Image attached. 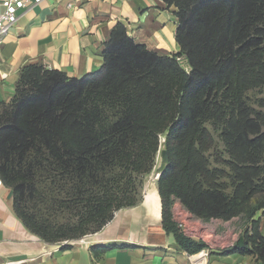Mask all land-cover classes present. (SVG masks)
<instances>
[{
  "label": "trees",
  "instance_id": "trees-1",
  "mask_svg": "<svg viewBox=\"0 0 264 264\" xmlns=\"http://www.w3.org/2000/svg\"><path fill=\"white\" fill-rule=\"evenodd\" d=\"M164 1L177 8V54L136 43L118 22L98 71L20 70L13 98L0 102V178L28 230L51 243L72 240L141 201L166 134L158 177L165 231L190 254L207 247L178 227L175 200L205 221L240 217L243 233L221 254L264 264L256 218L264 210V112L248 97L264 87V0ZM210 128L225 146L227 172L211 167Z\"/></svg>",
  "mask_w": 264,
  "mask_h": 264
},
{
  "label": "crops",
  "instance_id": "crops-1",
  "mask_svg": "<svg viewBox=\"0 0 264 264\" xmlns=\"http://www.w3.org/2000/svg\"><path fill=\"white\" fill-rule=\"evenodd\" d=\"M176 10L164 0H42L30 5L0 43V102L11 101L20 70L31 63L77 78L100 70L105 43L118 22L149 50L179 53ZM161 210L154 190L116 211L101 230L51 243L26 228L15 212L13 190L3 184L0 264H196L198 253L183 250L163 228ZM256 218L264 234V210ZM201 257L204 264H262L240 253L211 251Z\"/></svg>",
  "mask_w": 264,
  "mask_h": 264
},
{
  "label": "built area",
  "instance_id": "built-area-1",
  "mask_svg": "<svg viewBox=\"0 0 264 264\" xmlns=\"http://www.w3.org/2000/svg\"><path fill=\"white\" fill-rule=\"evenodd\" d=\"M41 1L42 0H0V43L3 37L10 31L11 27L18 21L23 11H25V9H27L30 5L38 4ZM2 185L3 181L0 178V187ZM172 212L174 220L185 235L206 243L207 247L201 250L198 255H204V258L207 257L210 252L209 250L213 247L209 245L212 241H210V243L208 242L206 234L214 238L213 242L215 244L220 241L223 242V234L220 232L219 228L221 226H226L229 222L224 225L220 219L205 221L203 219L193 217V215L184 208L179 200H175ZM231 221H233V234L225 245H221L224 249L234 246L235 242L238 240L246 227L240 217H235L231 219ZM201 256L199 257V261H195L197 262L196 264H204Z\"/></svg>",
  "mask_w": 264,
  "mask_h": 264
},
{
  "label": "rangeland",
  "instance_id": "rangeland-1",
  "mask_svg": "<svg viewBox=\"0 0 264 264\" xmlns=\"http://www.w3.org/2000/svg\"><path fill=\"white\" fill-rule=\"evenodd\" d=\"M181 63L183 65V67L185 69L189 68V65L187 63V60L185 58H182ZM248 97H249V101L251 103V105L258 111L264 112V87L262 88H257V89H253L251 91H249L248 93ZM212 131V134L214 136V146L213 149L211 151H209L208 155H209V159H210V163H211V167H217V168H221L224 169L226 172L228 171L227 166L223 163V160H227L228 156L226 154L225 151V146L223 144V141L221 140V138L219 137V133L215 132V130H213L212 128H210ZM165 145H166V134L162 135L161 137V149L157 155V160H156V166L154 168V170L147 175L146 179H145V185L143 187L142 190V195H147V193H151L152 195L154 194V190L157 192L158 191V177L160 176V173L162 172V170L164 169V167L167 164V155H166V151L163 152V150H165ZM159 168V169H157ZM45 173L47 174V172L45 171ZM157 177V178H156ZM156 178V180L154 181L153 179ZM222 181L224 183H229V177H224L222 179ZM148 183V184H147ZM41 185H44V189L46 191H48L49 189V185L46 184V182H42ZM145 186H146V192H145ZM51 196H53V193L51 194ZM50 196V197H51ZM47 200L49 201V198L46 196ZM45 207H41L42 211H46ZM62 215H66V214H62ZM62 215H59L58 217H63ZM195 217V216H193ZM222 220V219H220ZM209 221V220H208ZM228 220V221H224L222 220L221 222L224 223H228L226 226H221L220 232H222V241L223 242H218L217 244H215L213 242V237L210 235L206 234V238L208 240V242L210 243V241H212L209 245L212 247L209 251H221L224 248H222L223 246H221L222 244L225 245L227 243L228 240H230L232 234H233V221ZM214 224V223H213ZM218 229V230H219ZM91 234V233H89ZM201 234V233H200ZM202 237V236H201ZM217 245V246H214ZM209 252V253H210ZM199 253V252H198ZM197 254V253H196Z\"/></svg>",
  "mask_w": 264,
  "mask_h": 264
},
{
  "label": "bare ground",
  "instance_id": "bare-ground-1",
  "mask_svg": "<svg viewBox=\"0 0 264 264\" xmlns=\"http://www.w3.org/2000/svg\"><path fill=\"white\" fill-rule=\"evenodd\" d=\"M163 152H165V150H163ZM157 169H159V168H157ZM157 178V177H156ZM198 256H201V255H198Z\"/></svg>",
  "mask_w": 264,
  "mask_h": 264
}]
</instances>
